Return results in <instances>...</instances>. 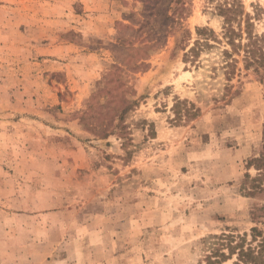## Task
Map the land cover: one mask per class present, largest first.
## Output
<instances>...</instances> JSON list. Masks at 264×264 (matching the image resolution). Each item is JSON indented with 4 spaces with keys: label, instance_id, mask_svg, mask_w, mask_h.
<instances>
[{
    "label": "rangeland",
    "instance_id": "obj_1",
    "mask_svg": "<svg viewBox=\"0 0 264 264\" xmlns=\"http://www.w3.org/2000/svg\"><path fill=\"white\" fill-rule=\"evenodd\" d=\"M218 1L0 0V264H200L264 230V71L184 60Z\"/></svg>",
    "mask_w": 264,
    "mask_h": 264
},
{
    "label": "trees",
    "instance_id": "obj_2",
    "mask_svg": "<svg viewBox=\"0 0 264 264\" xmlns=\"http://www.w3.org/2000/svg\"><path fill=\"white\" fill-rule=\"evenodd\" d=\"M214 13L222 17L221 31L207 27L198 29V37L185 51L184 60L194 64L203 52L218 49L217 65L213 67L223 70L228 82L241 71V61L245 69L253 68L258 73L264 71V35L254 31V23L245 12L242 0H219ZM167 17L171 19L170 15ZM246 167L255 168L257 173L252 176L246 172L241 187L251 197L263 196L264 139L260 149L247 160ZM262 209L264 205L253 206L251 210L252 220L256 223H264V213H259ZM212 237L214 240L200 264H225L229 260L232 264H264V230L258 224L251 227L250 233L229 231Z\"/></svg>",
    "mask_w": 264,
    "mask_h": 264
}]
</instances>
